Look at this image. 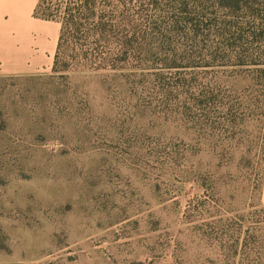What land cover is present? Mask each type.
I'll return each instance as SVG.
<instances>
[{"label":"rangeland","instance_id":"rangeland-1","mask_svg":"<svg viewBox=\"0 0 264 264\" xmlns=\"http://www.w3.org/2000/svg\"><path fill=\"white\" fill-rule=\"evenodd\" d=\"M70 41L65 71L0 75V264H264V64L166 69L151 38L117 71Z\"/></svg>","mask_w":264,"mask_h":264},{"label":"trees","instance_id":"trees-1","mask_svg":"<svg viewBox=\"0 0 264 264\" xmlns=\"http://www.w3.org/2000/svg\"><path fill=\"white\" fill-rule=\"evenodd\" d=\"M40 1L34 16L60 23L54 72L65 71L60 59L70 40L82 55L117 71L139 70L131 61L144 63L151 38L182 47L180 63L166 58V69L264 64V51L257 60L250 51L252 44L264 48V0H67L59 16V8L40 12Z\"/></svg>","mask_w":264,"mask_h":264},{"label":"crops","instance_id":"crops-1","mask_svg":"<svg viewBox=\"0 0 264 264\" xmlns=\"http://www.w3.org/2000/svg\"><path fill=\"white\" fill-rule=\"evenodd\" d=\"M39 1L0 0V75L52 69L60 23L34 16Z\"/></svg>","mask_w":264,"mask_h":264}]
</instances>
